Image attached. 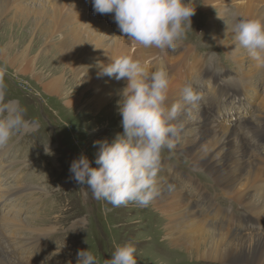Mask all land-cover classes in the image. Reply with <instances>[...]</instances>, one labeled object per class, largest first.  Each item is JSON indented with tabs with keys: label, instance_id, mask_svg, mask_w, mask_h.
<instances>
[{
	"label": "rangeland",
	"instance_id": "374dc122",
	"mask_svg": "<svg viewBox=\"0 0 264 264\" xmlns=\"http://www.w3.org/2000/svg\"><path fill=\"white\" fill-rule=\"evenodd\" d=\"M49 1L0 0V22L6 23V26L0 29L1 42L7 41L10 37L11 32H8V28L12 29L22 24L21 19L24 18L28 22L37 19V16L19 17L25 6L38 9L40 4L44 3L46 13L44 19L47 22L52 21L54 13ZM188 2L196 8V13L192 17L193 30L188 31L186 39L182 42L186 50H190L186 59L188 65L185 71L178 74V78L185 86L192 83L194 88L203 94L204 99L201 102L206 104L214 99L212 94L216 91L215 95H218L217 100L221 109L219 108L213 115L218 118L221 114L224 117L226 114L225 119H236L237 123L228 125L221 120L223 125L239 127L244 120L254 119L261 104L264 103V73L254 76L251 88L241 75L239 59L234 58L236 55L244 56L243 59L247 58V53L238 51L239 44L232 38L222 44H219V40L227 28L226 22L231 25L236 17H249L238 16L236 1L219 11H207L201 0ZM68 3L81 15H85L87 21L92 22V18L102 23V26L108 23L110 25L105 27L115 32V36L127 39L123 37V33L117 32L119 27L114 17L95 12L94 0H70ZM87 7L89 16L84 11ZM261 9L264 10V4ZM29 30L30 33H34L33 28L30 27ZM108 48L106 45L98 52L102 53ZM135 49L137 48L134 47L132 53ZM44 50L45 48L40 46L37 62L47 57ZM54 55L58 56L59 52L55 50ZM7 61L0 53V65L6 63L8 68L7 99L18 101L20 106L26 109L25 120L28 119L27 121L37 125L33 131L14 135L10 142L11 147L0 150V196L18 188L27 191L26 197L20 202L7 200L0 203V206L6 209L0 212V226L23 228L27 233H35L42 238L38 244V249L41 247L39 251L20 246L23 252L20 254L25 261H36L39 264H77L78 253L81 250H91L100 264H104L106 260L112 258L117 246L132 244L137 249L135 258L138 264H219L203 259H190L183 247L174 251L165 239L166 221L154 207L150 208V205L139 207L134 203L113 207L106 201H97L87 185H80L73 178L71 165L81 155L87 156L92 167H99L95 161L101 145H96V142L111 143L118 134L124 133L122 115L109 110L94 115L83 111L81 109L83 106L73 108L63 101L68 95V90L59 97L46 94L42 82L38 80L39 75L36 79H33L31 72H29L31 75H19V70L13 69ZM152 64L155 66L154 70L161 66L168 68L163 57L152 61ZM58 65L61 68L65 67L67 72L72 71L63 62ZM207 69L213 74L209 75ZM43 77L46 75L43 74ZM65 81L73 82L74 75L65 77ZM214 84L216 90H210ZM204 85L207 87V94ZM249 98L255 102L254 109L250 112L245 111V103ZM188 119L196 120V113L189 111ZM14 146L15 150L12 152ZM249 153L254 154L253 156L255 154L264 156V150L260 151L258 145H251ZM253 159L260 161L255 157ZM162 162L163 170L158 179L162 173H169L170 178L177 180L183 191L191 192V196H199L194 187L195 183L193 185L190 179L192 176L199 182L197 185H201L205 197L214 207L223 208L224 213L225 210L229 211L230 214L225 218L219 217L217 223L223 224L228 219V225L236 229L264 232L256 225L259 224L257 221L243 216L245 210L239 204L231 201L227 194L224 195L214 186V181L208 173L203 171H200L199 175L195 173L191 167L192 163H188L183 152L177 148L165 149L162 153ZM173 167L188 175L183 179L185 184L179 179L178 176L181 175L176 173ZM184 185H187V188ZM246 220L250 221V225ZM27 243L20 240L14 248L19 244L27 246ZM198 249L204 251L202 243H199ZM181 250H184V253ZM243 264H254V261Z\"/></svg>",
	"mask_w": 264,
	"mask_h": 264
},
{
	"label": "bare ground",
	"instance_id": "6f19581e",
	"mask_svg": "<svg viewBox=\"0 0 264 264\" xmlns=\"http://www.w3.org/2000/svg\"><path fill=\"white\" fill-rule=\"evenodd\" d=\"M69 1H49L54 13L50 22L44 19V3H41L38 9L25 6L19 17L28 15L37 16V19L28 22L23 18L20 21L22 24L7 29L11 35L7 41L0 40V53L3 59L11 62L7 61L13 69L19 70V75H31V72L33 79L39 75L38 80L42 82L46 94L59 97L68 90V95L63 101L73 108L83 106V111L94 115H100L107 110L121 115L118 103L122 99L121 91L127 86V80L118 81L114 77L102 75L101 66H106L116 58L128 56L140 61L151 73L155 71L152 61L163 57L168 68H160L166 69L174 77L167 106L170 108L173 103H183L185 85L178 78V74L186 70L187 54L190 51L186 50L183 43L176 51L167 53L154 48H142L130 40L115 36V32L97 22L87 21L85 15L69 6ZM201 1L207 11H219L236 1L238 16L264 21V10L261 9L264 0ZM1 23L0 29L6 26V23ZM30 27L34 33H30ZM25 30L28 32L24 33ZM229 38L234 39L233 33H227L226 28L219 44ZM106 45L109 48L99 53L98 51ZM40 46L45 48L47 57L37 62ZM134 47L137 49L132 53ZM55 50L59 52L58 56L54 55ZM238 51L247 53V58L243 59L242 55H236L234 58L239 59L241 75L252 88L254 76L264 73V67L259 66L244 47L238 46ZM62 62L72 71L67 72L65 67L61 68L58 64ZM207 71L210 75L211 70ZM43 74L46 77L42 78ZM72 75L73 82L65 81V77ZM210 90L215 91L216 85ZM215 94L216 91L212 94L214 99L207 104L199 102L195 106H187L178 119L172 121L181 129L175 148L183 152L188 163H192L191 167L195 173H208L214 181V186L245 210L244 217L264 223V156H253L254 154L249 153L251 145H258L260 151L264 150V103L254 119L244 120L239 127L225 126L218 118L215 117L219 123L211 118L221 106L217 100L218 95ZM189 111L196 113V120L188 119ZM224 115L226 117V114ZM253 157L260 161L254 160ZM173 169L181 175L178 176L179 179L187 178L188 175L175 167ZM190 179L193 185L195 183L194 187L199 196H191V192L183 191L177 180L170 178L169 173H162L158 179L159 195L150 205V208L154 207L166 221L165 239L172 249L177 251L183 247L190 259H203L219 264H243L253 261L254 264H264V232L236 229L228 225V219L223 224L217 223L216 220L228 216L229 211L225 210L224 213L223 208L214 207L205 197L201 185H197L199 182L192 176ZM183 183L185 184L184 180ZM184 187L187 188V185ZM26 195L27 191L18 188L1 195L0 203L7 200L20 202ZM20 240L29 243L27 246L19 244L14 248ZM41 240V237L35 233H27L23 228L0 226V264H39L36 261H25L20 249L30 247L33 251H39L41 247L38 249V244ZM199 243H202L204 251L198 249ZM181 251L184 253V250Z\"/></svg>",
	"mask_w": 264,
	"mask_h": 264
},
{
	"label": "clouds",
	"instance_id": "9594fccd",
	"mask_svg": "<svg viewBox=\"0 0 264 264\" xmlns=\"http://www.w3.org/2000/svg\"><path fill=\"white\" fill-rule=\"evenodd\" d=\"M99 14H115V22L123 37L134 45L161 52L176 51L192 28L196 8L188 0H94ZM227 33L250 57L264 67V21L236 17ZM102 75L127 80L118 103L124 133L114 141H97L101 145L95 163L81 155L73 161L70 171L80 185H87L97 201L113 207L136 204L148 207L159 195V174L163 170L162 153L175 149L181 131L172 121L189 105L195 106L204 96L192 83L183 89V103L167 101L171 83L170 73L159 68L151 73L145 65L131 57L114 59L101 66ZM7 64L0 65V150L11 147L12 137L36 129L34 122L25 120L26 109L18 101L7 99ZM95 146V145H94ZM132 244L117 246L112 258L104 264H138ZM77 264H100L91 250L78 253Z\"/></svg>",
	"mask_w": 264,
	"mask_h": 264
}]
</instances>
